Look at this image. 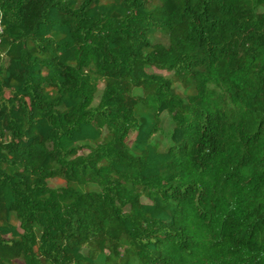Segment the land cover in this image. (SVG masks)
Here are the masks:
<instances>
[{
	"label": "trees",
	"instance_id": "16d2710c",
	"mask_svg": "<svg viewBox=\"0 0 264 264\" xmlns=\"http://www.w3.org/2000/svg\"><path fill=\"white\" fill-rule=\"evenodd\" d=\"M0 17V264H264V0Z\"/></svg>",
	"mask_w": 264,
	"mask_h": 264
},
{
	"label": "rangeland",
	"instance_id": "374dc122",
	"mask_svg": "<svg viewBox=\"0 0 264 264\" xmlns=\"http://www.w3.org/2000/svg\"><path fill=\"white\" fill-rule=\"evenodd\" d=\"M99 96H100V92L97 94V100H95V103L98 102ZM160 119H161L160 133L161 135H163V141H166L168 139V136L172 128L171 119L166 114H163ZM133 137H134V134H131L130 140L133 139Z\"/></svg>",
	"mask_w": 264,
	"mask_h": 264
},
{
	"label": "built area",
	"instance_id": "2783aa9c",
	"mask_svg": "<svg viewBox=\"0 0 264 264\" xmlns=\"http://www.w3.org/2000/svg\"><path fill=\"white\" fill-rule=\"evenodd\" d=\"M1 34H2V25H1V17H0V42H1Z\"/></svg>",
	"mask_w": 264,
	"mask_h": 264
}]
</instances>
